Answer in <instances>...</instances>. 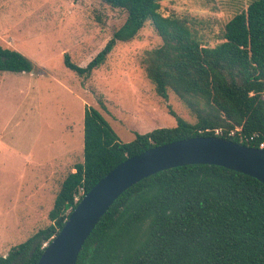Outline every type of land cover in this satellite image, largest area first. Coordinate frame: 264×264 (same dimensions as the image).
I'll return each instance as SVG.
<instances>
[{
	"label": "trees",
	"instance_id": "16d2710c",
	"mask_svg": "<svg viewBox=\"0 0 264 264\" xmlns=\"http://www.w3.org/2000/svg\"><path fill=\"white\" fill-rule=\"evenodd\" d=\"M76 1V0H74ZM125 20L84 66L63 53L80 77L99 68L118 41L133 39L150 22L161 45L142 58L147 78L164 100L171 90L195 117L176 118L122 142L93 106L83 112L82 162L60 182L48 225L0 256V264H36L70 211L99 179L127 157L194 136L258 148L264 140V0H249L224 24L223 41L210 46L186 17L164 16L160 0H100ZM32 63L0 45V71L29 72ZM102 109L105 106L99 102ZM239 128L251 140L227 136ZM208 129V131H207ZM82 194L78 200L74 197ZM75 264H264V182L216 164H185L153 173L123 191L100 217Z\"/></svg>",
	"mask_w": 264,
	"mask_h": 264
},
{
	"label": "rangeland",
	"instance_id": "374dc122",
	"mask_svg": "<svg viewBox=\"0 0 264 264\" xmlns=\"http://www.w3.org/2000/svg\"><path fill=\"white\" fill-rule=\"evenodd\" d=\"M248 1L160 0V11L186 17L213 46ZM124 20L122 10L100 0H0V45L16 49L33 67L0 71V256L50 223L60 182L82 162L85 106L97 108L122 142L175 126L169 107L194 122L171 90L162 99L146 76L144 53L161 45L150 22L133 39L118 41L89 77L65 66L64 52L86 65Z\"/></svg>",
	"mask_w": 264,
	"mask_h": 264
},
{
	"label": "water",
	"instance_id": "95a60500",
	"mask_svg": "<svg viewBox=\"0 0 264 264\" xmlns=\"http://www.w3.org/2000/svg\"><path fill=\"white\" fill-rule=\"evenodd\" d=\"M216 164L264 182V148L217 136H194L153 146L127 157L99 179L70 211L36 264H75L82 244L110 204L137 181L185 164Z\"/></svg>",
	"mask_w": 264,
	"mask_h": 264
},
{
	"label": "built area",
	"instance_id": "2783aa9c",
	"mask_svg": "<svg viewBox=\"0 0 264 264\" xmlns=\"http://www.w3.org/2000/svg\"><path fill=\"white\" fill-rule=\"evenodd\" d=\"M239 130H240V129L237 127L235 130H231V131H229V132L227 133V136H237V138H238V140H239L240 142L243 141V140H248V139L251 140V139H253V138L256 136V135L254 134V135H252V136H250V137L248 138V137H246V136L240 134ZM207 131H208V129H207ZM213 133H214L216 136H218V135L221 134V130H220V129H213ZM258 148H264V140H263L262 142L259 143ZM81 194H82V192L80 191L78 194L75 195L74 199H75V200H78V199H79V196H80ZM45 245H46V243H45Z\"/></svg>",
	"mask_w": 264,
	"mask_h": 264
}]
</instances>
